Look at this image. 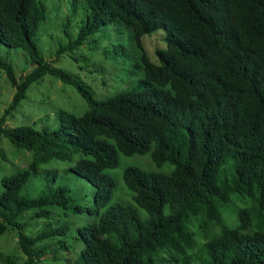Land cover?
<instances>
[{
	"label": "trees",
	"instance_id": "trees-1",
	"mask_svg": "<svg viewBox=\"0 0 264 264\" xmlns=\"http://www.w3.org/2000/svg\"><path fill=\"white\" fill-rule=\"evenodd\" d=\"M84 1L87 23L61 51L114 22L129 32L143 77L133 91L96 100L79 79L46 61L33 41L45 20L43 1L0 0V46L26 51L34 66L17 78L0 56L15 89L0 137L32 153L26 169L1 179L0 235L15 231L25 264H37L47 251L41 244L67 234L61 225L27 235L20 221L27 211L49 218L48 208H66L67 191L57 187L29 198L22 189L41 165L76 158L71 170L95 189L93 207L84 211L96 219L78 228L82 248L73 264H264V0ZM158 29L167 46L156 52L155 65L141 37ZM46 75L77 90L86 112L59 111L61 125L51 131L6 127V116ZM146 154L157 168L169 164L172 171L125 168L133 204L111 203L115 181L105 171L121 156ZM233 197L245 206L224 224L222 209ZM195 219L210 228L201 244ZM0 261L9 257L0 252Z\"/></svg>",
	"mask_w": 264,
	"mask_h": 264
},
{
	"label": "rangeland",
	"instance_id": "rangeland-1",
	"mask_svg": "<svg viewBox=\"0 0 264 264\" xmlns=\"http://www.w3.org/2000/svg\"><path fill=\"white\" fill-rule=\"evenodd\" d=\"M45 6V20L33 37L41 55L55 67L70 73L87 87L96 100H106L120 92H130L136 89L142 72L136 66V59L130 50L129 32L120 24L107 22L100 29L86 36L82 44L66 51L63 47L74 41L81 29L87 23V6L84 0H42ZM166 32L158 29L141 37L142 48L148 60L160 65L157 51L166 49ZM0 56L9 63L15 76H25L33 68L29 54L22 49L0 46ZM15 89L9 83L4 71L0 69V118L9 106ZM87 104L82 96L72 86L63 84L59 79L46 75L39 82L33 83L26 93V97L18 107L5 118L4 125L8 128L31 126L36 130H55L62 120L58 113L66 111L75 116L86 112ZM0 194L3 191L1 179L11 176L18 170L26 169L32 160V153L14 148L7 138L0 137ZM76 158L71 161H50L31 173L29 182L22 189V195L35 198L39 194L62 187L67 191L70 199L66 208L53 206L48 208L49 218H36L37 210L22 214L20 221L25 224V233L35 235L48 226L56 228L67 225L69 231L63 237H54L44 241L46 253L37 264H73L82 248L78 241V228L93 223L94 215L84 211L93 207L95 189L84 178L76 175L71 167ZM127 167H135L145 172L169 174L172 166L166 164L157 168L151 161L149 154L143 156H121L119 165L105 174L115 181L111 203L133 204L132 193L124 186L122 175ZM222 209L221 217L224 224L231 223L239 208L244 207L238 198ZM69 206V207H68ZM75 207L83 210L77 214L72 211ZM140 216L145 217L140 211ZM194 223L201 230L196 241L201 244L208 239L210 228L200 227V220ZM195 227V226H194ZM193 227V229H195ZM217 231V228H212ZM62 242L67 248L59 244ZM48 248V249H47ZM0 252L9 257V261L0 264H25L26 256L19 248L16 232L9 230L0 235Z\"/></svg>",
	"mask_w": 264,
	"mask_h": 264
}]
</instances>
